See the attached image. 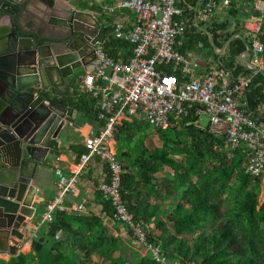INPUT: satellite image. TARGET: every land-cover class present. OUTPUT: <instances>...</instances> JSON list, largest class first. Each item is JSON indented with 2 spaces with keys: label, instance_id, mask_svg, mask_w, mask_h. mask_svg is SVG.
<instances>
[{
  "label": "trees",
  "instance_id": "16d2710c",
  "mask_svg": "<svg viewBox=\"0 0 264 264\" xmlns=\"http://www.w3.org/2000/svg\"><path fill=\"white\" fill-rule=\"evenodd\" d=\"M43 1L51 7L55 4L54 0ZM197 4L198 1L186 2L189 23L180 52L189 57L201 43L210 48L214 45V58L221 69L233 71L236 77L252 74L247 65L252 54L248 61L242 60L251 38L240 27L237 5L230 18L208 25L207 34L203 35L194 27L193 6ZM84 8L100 14L103 10L94 0H86ZM234 21L237 23L232 29ZM110 22L106 20L108 25ZM114 30V26L109 27L105 48L109 56L120 60L125 53L126 59L133 47L116 40ZM224 50L225 54L221 55ZM46 96L56 104L71 103L82 114L84 122L102 125L98 100L82 93L78 87L73 93L70 89L65 92L56 89L55 96ZM242 103V109L264 123V73L254 78ZM197 120L195 112H191L178 124L173 120L175 125L155 129L163 142V147L155 152L146 142L133 146L138 133L147 136L150 125L146 121L137 119L118 128L117 159L125 172L124 200L136 221L145 228L149 243L170 263L264 264V204L261 203L264 177L246 174L249 150L227 147L226 141L213 135L209 127L197 126ZM124 134L126 139H121ZM87 153V150L80 151L79 157ZM166 168L173 173L165 172L169 181L164 193L159 190L157 176ZM107 174L109 181L108 168ZM96 198L103 206L101 214L58 211L52 223L41 227L29 254L0 260V264H94L95 255L111 264H160L148 248H144L149 251L147 256L137 257L132 238L124 241L110 235L105 223L113 219V207L100 192ZM165 203H169L172 210L166 217L173 226V233L157 235L156 232L162 230L161 209ZM128 251L134 253L132 258L128 257Z\"/></svg>",
  "mask_w": 264,
  "mask_h": 264
},
{
  "label": "built area",
  "instance_id": "2783aa9c",
  "mask_svg": "<svg viewBox=\"0 0 264 264\" xmlns=\"http://www.w3.org/2000/svg\"><path fill=\"white\" fill-rule=\"evenodd\" d=\"M189 0H119L106 5L103 14L115 16L128 12L134 21H120L114 25L113 37L133 47L128 58L109 56L105 42L98 44L94 61L86 68L81 92L98 100L101 131L87 137L82 167H88L92 157L100 159L109 169L110 180L98 187L113 207V221L128 231L137 247L148 248L160 264L170 263L149 243L148 234L130 212L122 194L124 169L118 162L116 135L126 122L144 120L151 127L167 129L191 112H195L200 126L203 117L209 118L210 132L233 150L246 148L251 153L246 174L264 177V123L255 120L243 108L242 97L250 89L254 78L264 73V0H192L198 1L194 27L206 35L207 26L231 17L234 5L240 16L248 18L240 23L244 34L250 36L248 67L252 74L235 76L233 71L221 69L211 62H193L180 52L188 28L186 2ZM239 16V17H240ZM225 54V50L220 53ZM173 120L177 122L173 124ZM60 195L46 206L44 224L54 220L56 212L70 213L65 196L78 194L77 178L59 186ZM129 231L132 234H129Z\"/></svg>",
  "mask_w": 264,
  "mask_h": 264
},
{
  "label": "water",
  "instance_id": "95a60500",
  "mask_svg": "<svg viewBox=\"0 0 264 264\" xmlns=\"http://www.w3.org/2000/svg\"><path fill=\"white\" fill-rule=\"evenodd\" d=\"M66 1L74 9H60V0L47 6L52 16L68 14L67 24L54 23L51 35H43L26 28L23 1L0 0V242L13 257L26 240L27 218H34L40 200L33 183L49 157L60 155L54 143L59 144L77 116L71 103L56 104L36 92L49 94L54 76L74 81L84 74L108 32L82 2Z\"/></svg>",
  "mask_w": 264,
  "mask_h": 264
},
{
  "label": "crops",
  "instance_id": "0c3cea01",
  "mask_svg": "<svg viewBox=\"0 0 264 264\" xmlns=\"http://www.w3.org/2000/svg\"><path fill=\"white\" fill-rule=\"evenodd\" d=\"M26 1L28 4L27 13L29 18L27 20L26 28L28 31L35 32L37 30H46L49 35H51L52 30L55 29V25L64 22L68 19L69 15L62 13L61 11L56 12V15L52 16V10L48 8L47 4L43 0H21ZM59 8L74 9L73 5H70L66 0H60ZM74 3L82 2L81 6L84 8V3L86 0H73ZM119 0H94V2L102 7L106 5H113ZM85 9V8H84ZM91 11V13L98 18L101 25L107 30L109 27L114 26L120 21H126L131 23L134 21V16L128 12L119 13L115 16H106L92 11L90 9H85ZM104 15V16H103ZM91 24H94L93 19H86ZM106 20H111L110 24L106 23ZM56 23V24H54ZM44 35V34H43ZM108 35V32H107ZM107 36L105 37V39ZM55 43V42H54ZM66 49H56L57 53L65 52ZM211 60V59H210ZM213 61V60H211ZM203 65L209 64L204 61H197ZM52 91L49 93L51 97L55 96L53 94L54 89H58L61 92H65L68 89L73 93L75 87L80 90L84 84V74H81L77 79L71 81L70 79L63 81L59 76H54L51 81ZM48 94V92H45ZM64 105V104H63ZM65 106H69L68 104ZM72 107H75L71 104ZM77 109V108H76ZM132 123V122H130ZM102 125L86 123L82 119V114L79 113L77 109V116L75 119V125H69L64 131L65 135L56 145V150L60 153L59 156L49 157L45 166H41L38 177L34 181V185L40 190V197L43 198V208L44 213L46 206L56 199L60 193V184L67 183L69 179L76 177L78 194L75 196L67 195L65 196V205L68 206L72 212H81L85 214L95 213L101 214L103 211V206L97 200L98 187L102 182L107 180V166L97 157H92L88 167H82V158L79 157L80 151H86L84 146V140L87 137L96 136L101 131ZM74 133V136L72 135ZM117 144V142H116ZM116 151H118L115 145ZM38 205V202H36ZM43 213V215H44ZM43 217V216H42ZM36 214L34 218L29 216L27 218V226L23 230L26 234L25 242L20 244L18 249V256L21 254H29L32 250V242L35 237H37L39 230L42 226L36 223ZM106 226L109 229L110 235L119 237L124 241H129L128 231L121 225L116 224L113 220H106ZM44 225V224H43ZM127 243V242H126ZM12 245V244H11ZM27 245H29V250H26ZM13 246V245H12ZM26 250V251H24ZM10 253L6 252L5 248H0V260H5L7 258H12Z\"/></svg>",
  "mask_w": 264,
  "mask_h": 264
},
{
  "label": "rangeland",
  "instance_id": "374dc122",
  "mask_svg": "<svg viewBox=\"0 0 264 264\" xmlns=\"http://www.w3.org/2000/svg\"><path fill=\"white\" fill-rule=\"evenodd\" d=\"M246 21H248V18H246L244 15L240 16L238 19L239 23H245ZM237 23V21H234V25L232 27V29L235 28V24ZM241 27V26H240ZM204 31H207V29H205ZM214 54L215 51L212 48L208 47L207 44L205 43H201L200 46L198 48H196L195 51H193V53L189 54V58L191 61L196 62V61H204L205 63H211L214 62V64H217L215 58H214ZM213 61H211V60ZM209 124V118L208 117H203L200 127L201 128H207ZM72 135L74 136V133H72ZM121 139H126V134L121 136ZM134 140L136 142L133 143V146H135L136 143L138 142H146V146L152 151L155 152L158 149H161L163 147V142L160 139L158 133L156 132L155 128L150 126V129L147 132V136L146 133H138L136 138H134ZM117 142V141H116ZM118 146H120V144H116V147L118 149ZM182 158V157H181ZM179 158V159H181ZM165 172L168 173H173V171L171 169L166 168L164 172L160 173L157 176V184L160 185L159 190H161L162 192L165 193V186L167 185V182L169 181L167 179V174ZM43 198L40 197V200L38 201V205L36 207L35 210V214H36V223L40 224V226H43L44 222H43V213H44V208H43ZM152 203H155V201L153 200ZM261 203L264 204V181H263V187H262V192H261ZM163 208L161 209V213H162V230L161 231H157L156 234L157 235H164V234H171L173 233V226L170 222H168L167 220V213L171 212V207L169 203H165L163 204ZM29 245H27L26 249L29 250ZM135 247V252L138 255L137 257H145L149 254V251H146L143 247ZM26 251V250H24ZM134 255L133 252L128 251V257L132 258ZM119 256V254L117 255ZM5 260H10V258H7ZM92 262L94 264H111V262L105 261L103 259V257L99 256V255H95L92 258Z\"/></svg>",
  "mask_w": 264,
  "mask_h": 264
},
{
  "label": "flooded vegetation",
  "instance_id": "af4514ba",
  "mask_svg": "<svg viewBox=\"0 0 264 264\" xmlns=\"http://www.w3.org/2000/svg\"><path fill=\"white\" fill-rule=\"evenodd\" d=\"M23 3H25V6L27 7L28 3L26 1H23ZM28 18H29V15H28V13H26V15L24 16L25 22H27ZM41 31H42V34H44V35L47 33V30H41ZM46 35H48V33ZM36 95H37V97H45V98H47L45 92H43V91L36 92ZM0 248H2V249L5 248L4 245L2 244V242H0Z\"/></svg>",
  "mask_w": 264,
  "mask_h": 264
},
{
  "label": "bare ground",
  "instance_id": "6f19581e",
  "mask_svg": "<svg viewBox=\"0 0 264 264\" xmlns=\"http://www.w3.org/2000/svg\"><path fill=\"white\" fill-rule=\"evenodd\" d=\"M29 247V246H28Z\"/></svg>",
  "mask_w": 264,
  "mask_h": 264
}]
</instances>
